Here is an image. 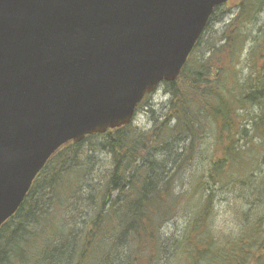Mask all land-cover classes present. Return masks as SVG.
Wrapping results in <instances>:
<instances>
[{
    "label": "trees",
    "instance_id": "16d2710c",
    "mask_svg": "<svg viewBox=\"0 0 264 264\" xmlns=\"http://www.w3.org/2000/svg\"><path fill=\"white\" fill-rule=\"evenodd\" d=\"M256 3L238 2L204 42L214 8L179 75L159 85L168 99L149 128L132 122L51 155L0 226V264H264V28L247 74L237 69Z\"/></svg>",
    "mask_w": 264,
    "mask_h": 264
},
{
    "label": "water",
    "instance_id": "95a60500",
    "mask_svg": "<svg viewBox=\"0 0 264 264\" xmlns=\"http://www.w3.org/2000/svg\"><path fill=\"white\" fill-rule=\"evenodd\" d=\"M228 0H0V226L63 144L129 124Z\"/></svg>",
    "mask_w": 264,
    "mask_h": 264
},
{
    "label": "rangeland",
    "instance_id": "374dc122",
    "mask_svg": "<svg viewBox=\"0 0 264 264\" xmlns=\"http://www.w3.org/2000/svg\"><path fill=\"white\" fill-rule=\"evenodd\" d=\"M241 1L242 0H230L229 2L224 4L222 8L219 9V12L215 16L214 20H212L209 28L204 34V39H203L204 42L205 41L212 42L214 39H216V36L222 32L225 25H227V23H229L231 18L234 17L238 12L239 7L238 6L236 7V5L238 4V2ZM256 4H257V8L254 11V16L252 17V20L246 25L245 28H243L245 34L248 33L250 39H248V44L246 45L245 49L242 51L240 56L242 62H240V66L237 67L239 71V77H242L247 74L244 68H242L243 65H245V57L248 54L249 49L252 46L254 47L255 43L253 39L257 38L258 35L260 34L259 30L264 28V0H257ZM204 42L202 41L201 47H204ZM200 50H202V48L199 49V51ZM167 99L168 97L165 95L163 88L158 87L153 93H151L144 99L142 105L137 109L133 119V124L140 127H144L145 129L149 128L152 117L156 115L157 112L164 106ZM150 111H152L153 113H151ZM100 158L105 163L108 160L107 155H103V157L101 155ZM203 166H205V162L203 161V158H199L195 167L202 168ZM185 176L187 177V174H185ZM186 182H187V178L185 179L184 183ZM225 199L226 196L219 195L215 203V211L217 213L215 225L217 227H219L220 225L224 226L225 223L227 222V218L226 216H224V208L226 207V202L223 200ZM182 224H183L182 217L180 216L179 218H177L175 222L171 223L170 225H167L164 228V231L167 234L176 233L178 229L183 228Z\"/></svg>",
    "mask_w": 264,
    "mask_h": 264
}]
</instances>
